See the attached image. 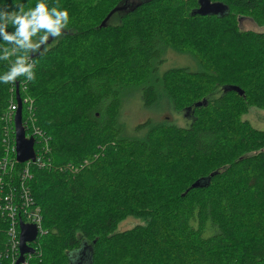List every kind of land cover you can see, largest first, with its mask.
Returning a JSON list of instances; mask_svg holds the SVG:
<instances>
[{
	"label": "trees",
	"instance_id": "obj_1",
	"mask_svg": "<svg viewBox=\"0 0 264 264\" xmlns=\"http://www.w3.org/2000/svg\"><path fill=\"white\" fill-rule=\"evenodd\" d=\"M211 1L227 10L201 14L199 0H47L69 10V24L30 54L32 80L0 84V163L10 161L2 208L7 196L22 206L25 183L28 209L42 219L27 264H73L84 245L89 264H264V129L243 118L264 109V31L240 27L245 15L264 26V0ZM170 51L195 68L163 69ZM17 89L24 125L32 116L47 138L34 143L42 164L6 149ZM134 94L153 115L190 110L192 119L130 125L122 111ZM128 216L143 223L118 231ZM11 223L0 209L3 252Z\"/></svg>",
	"mask_w": 264,
	"mask_h": 264
},
{
	"label": "clouds",
	"instance_id": "obj_2",
	"mask_svg": "<svg viewBox=\"0 0 264 264\" xmlns=\"http://www.w3.org/2000/svg\"><path fill=\"white\" fill-rule=\"evenodd\" d=\"M69 20L67 8L50 7L47 0H36L34 6L28 8L0 0V61H9L13 57L7 71L0 72V84H8L21 76L32 80L34 72L30 54H34L49 36H60ZM40 32L43 35L33 42Z\"/></svg>",
	"mask_w": 264,
	"mask_h": 264
},
{
	"label": "rangeland",
	"instance_id": "obj_3",
	"mask_svg": "<svg viewBox=\"0 0 264 264\" xmlns=\"http://www.w3.org/2000/svg\"><path fill=\"white\" fill-rule=\"evenodd\" d=\"M240 27L243 30H253V31H259V32L264 31V26L258 25L252 17L247 16V15L240 18ZM38 39H39L38 36L34 37L33 42H37ZM175 65L190 66L192 69L195 68V64L189 56L178 55L177 53L170 51L167 54V61L164 63L162 68L166 69L169 66H175ZM220 93H221V90L219 89L215 91L213 95H219ZM130 97L131 99L128 100V102L124 105V108L122 111L123 118L126 121H128V124L130 125L134 126L135 123H137L138 121L140 120L143 121V119L145 120L146 118L152 117V116L155 117V115H157L159 119L168 118L180 126L188 125V123L192 119V113L190 112V110H183L179 113L168 110V111L163 112L162 114L156 113L155 115H153V110L145 108L142 104L141 99L139 98L137 99V96L135 94ZM243 118L248 120L253 127L264 129V109L253 106L249 109V111L246 114H244ZM32 120H34V118ZM4 131H7L8 133V130H5V128H4ZM141 223H143L142 219L133 217V216H128L122 219L121 222H119L117 230L118 231L127 230ZM87 246L88 245H86V247Z\"/></svg>",
	"mask_w": 264,
	"mask_h": 264
},
{
	"label": "built area",
	"instance_id": "obj_4",
	"mask_svg": "<svg viewBox=\"0 0 264 264\" xmlns=\"http://www.w3.org/2000/svg\"><path fill=\"white\" fill-rule=\"evenodd\" d=\"M18 109V103H11L9 106V113L7 116L6 121H11L10 119H12V123H14V118H15V114L16 111ZM12 117V118H10ZM26 129H28L30 132L27 134L26 136L28 138L32 137L34 138V141L36 142V138H38V140L41 142L44 139H47L45 137V134L40 131L34 124V120L31 121V117L29 122L26 124L25 126ZM14 133H15V129H14ZM6 140H7V151L10 152H14L15 153V160L16 159V146H15V135H14V142L13 144H10L8 139H9V133H7L6 131ZM18 162V161H17ZM29 162H36L39 164L42 163L41 161V157L40 155L37 156L34 161L29 160ZM8 163H10V161L8 162L7 160H5L3 163L1 162V167L0 170L2 172H4L6 170V168L8 167ZM22 177L23 178H29L31 177V172L29 170V166L26 167L24 169V171L22 172ZM3 177L0 176V188L3 189ZM22 188V193L23 196L21 198L22 202V206L21 205H16V203L14 201H12V198L10 196L4 197L5 203H4V207L2 208V203H1V198H2V191L0 190V209H4L6 211V213L8 212V215L11 217L12 219V223L11 226L7 229V234L11 237V241L8 243L9 246H6L4 252L2 250H0V264H3L2 261L8 260L6 261L4 264H16L18 258L20 257V233H21V228H17L16 226V218L17 216H19L20 214L23 215V221H20V225L21 222L22 223H27V224H33L36 225L38 228V234L40 232H42L41 230V214H40V208L37 206H34L32 209H28V206L32 205V201L31 198L28 194V191L25 187V183H22L21 185ZM23 206H27V209H21ZM37 234V235H38ZM26 255L25 254V259L23 262H21L20 264H27L26 261ZM5 259V260H4Z\"/></svg>",
	"mask_w": 264,
	"mask_h": 264
},
{
	"label": "water",
	"instance_id": "obj_5",
	"mask_svg": "<svg viewBox=\"0 0 264 264\" xmlns=\"http://www.w3.org/2000/svg\"><path fill=\"white\" fill-rule=\"evenodd\" d=\"M200 7L196 10L197 12L201 14H223L227 7L221 2H212L211 0H199ZM125 5L121 7H115L113 10L110 11V13L106 16V18L101 22L100 27H103L106 25L107 21L111 17V15L119 9H124ZM49 42V40H48ZM33 57L34 54H31ZM232 89L238 91L240 94L243 93L242 89L238 86H232ZM17 101H18V109L15 114V146H16V159L20 163L27 162L29 160L34 161L36 158V152L34 148V138L30 137L28 138L26 136L25 129L22 125V101L18 94L17 89ZM201 102H198L197 105H200ZM196 185V184H194ZM193 185V186H194ZM21 233H20V257L18 258L16 264H20L25 259V254L27 253H33L35 250L32 246H30L28 243L33 241L38 234V228L36 225L33 224H27L22 223L20 225ZM88 249L86 245L82 247V249L79 250V258L72 260L73 264H89L90 258L89 254H86L85 256H82V250ZM84 253H88L84 251Z\"/></svg>",
	"mask_w": 264,
	"mask_h": 264
},
{
	"label": "bare ground",
	"instance_id": "obj_6",
	"mask_svg": "<svg viewBox=\"0 0 264 264\" xmlns=\"http://www.w3.org/2000/svg\"><path fill=\"white\" fill-rule=\"evenodd\" d=\"M32 119H33V117L31 116V121H32ZM22 125H23V127H24V129H25V132H26V128H25V125H24V123H23V120H22ZM13 128L15 129V121H14V123H13ZM8 129H9V127L6 126V130H8ZM40 164H42V163H40ZM43 164H45V162H44ZM33 253H34V252H33Z\"/></svg>",
	"mask_w": 264,
	"mask_h": 264
}]
</instances>
